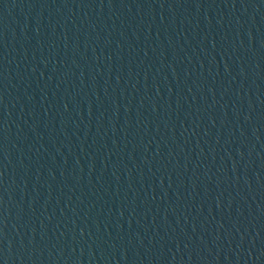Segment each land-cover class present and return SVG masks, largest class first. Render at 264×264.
I'll return each mask as SVG.
<instances>
[{
  "label": "water",
  "instance_id": "obj_1",
  "mask_svg": "<svg viewBox=\"0 0 264 264\" xmlns=\"http://www.w3.org/2000/svg\"><path fill=\"white\" fill-rule=\"evenodd\" d=\"M0 264H264V0H0Z\"/></svg>",
  "mask_w": 264,
  "mask_h": 264
}]
</instances>
